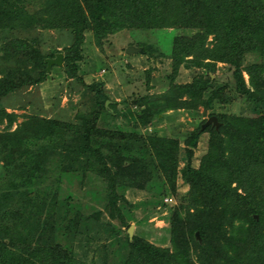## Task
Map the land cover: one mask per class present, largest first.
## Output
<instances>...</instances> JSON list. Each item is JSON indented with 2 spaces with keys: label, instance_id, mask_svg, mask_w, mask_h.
<instances>
[{
  "label": "trees",
  "instance_id": "16d2710c",
  "mask_svg": "<svg viewBox=\"0 0 264 264\" xmlns=\"http://www.w3.org/2000/svg\"><path fill=\"white\" fill-rule=\"evenodd\" d=\"M11 1L0 6V17L12 13L17 18ZM52 1L67 13L59 17L65 28L90 29L101 39L126 28L195 30L191 37H174L172 74L181 65L213 73L217 63L228 64L235 90L254 104L259 115L221 114L214 116L222 124L218 130L215 126L194 130L185 141L186 163L179 174L186 190L179 193L178 142L156 136L147 141L99 129L95 120L105 114L107 100L101 92L95 94L97 110L79 125L27 117L11 131L17 116L0 107V125L6 127L0 131V264H96L78 259L66 237L81 234V226L94 225L91 230H95L103 214H84L63 184L82 181L88 171L107 182L103 212L109 219L105 224L117 239L120 228H129L126 219L132 217L134 207L124 196L132 188L121 170L124 161L130 162L127 169L133 168L134 176L147 177L137 189L158 197L144 206L171 205L175 198L177 205L167 219L171 248L156 247L138 235L129 239L126 234L117 264H264V0ZM44 58H39L36 72L25 84L44 80ZM247 58L250 61L245 64ZM71 61L66 55L64 66L72 69ZM214 83L203 73L184 85L172 84L166 94L151 100L157 107L147 106L137 117H158L164 111L194 108L199 103L209 108L225 90V85L216 88ZM148 123V119L142 121V126ZM204 132L210 135L207 152L194 168L192 151ZM106 147L115 148L121 159L111 160L114 156ZM103 150L110 153L105 156ZM236 158L244 164L238 165ZM116 166L121 169L113 171ZM92 194L96 198V191ZM165 198L174 201L165 203Z\"/></svg>",
  "mask_w": 264,
  "mask_h": 264
},
{
  "label": "rangeland",
  "instance_id": "374dc122",
  "mask_svg": "<svg viewBox=\"0 0 264 264\" xmlns=\"http://www.w3.org/2000/svg\"><path fill=\"white\" fill-rule=\"evenodd\" d=\"M4 2L6 0H0V6ZM9 4L15 5L18 14L17 18H14L12 13L0 17V107L17 116L11 131L27 117L79 125L87 115L95 113V94L101 92L107 100L105 114L95 120L99 129L117 135H134L132 138L142 140L156 136L178 142L180 150L177 156L176 183L179 193H184L186 187H183L179 173L186 163L185 141L190 134L199 126L202 128L211 116L223 114L255 118L259 115V110L254 104L235 90L232 68L228 64L217 63L213 73L181 65L176 74H172L170 52L173 39L180 36L191 37L195 32L193 29L126 28L101 39L90 29L65 28V22L59 17L64 18L67 13L60 11L57 3L52 0H12ZM51 14L53 16L49 18ZM77 33H81L82 38L76 37ZM211 40L212 37L209 36V48ZM128 47L139 48L141 51L127 55L125 50ZM57 54H61L63 60L68 55L73 68H66L62 62L60 66H51L42 82L31 86L25 84L40 57L54 59ZM51 55L53 57H49ZM249 61L250 58H247L244 63ZM203 73L214 80L216 88L225 85L222 97L213 102L211 107L204 108L199 103L194 108L164 111L158 117H137V113H142L147 106L157 107L151 100L166 94L172 84L184 85ZM242 77L249 87L246 72H242ZM147 119L149 123L142 126V121ZM218 123L217 130L222 125L219 121ZM5 128V123L0 125V131ZM209 137L206 132L200 135L197 146L192 151V167L197 168L207 152ZM120 140L121 137L118 141ZM104 149L110 150V155L114 156L111 160L121 159L117 158L118 152L115 148ZM108 150H103L105 156L110 153ZM234 160L238 165L244 164L238 158ZM107 163L109 167L112 165L110 160ZM123 165L124 169H118L121 166H116L113 171L123 170L127 176V185L132 187L124 192L127 201L134 206L131 210L132 217L126 219L128 224L133 226L132 235L141 236L156 247L171 248L167 219L170 216L169 210L177 205L176 198L171 205L144 206L145 202L155 201L158 197L153 193L138 190L137 187L146 183L147 177L134 176L135 171H130L133 168L127 169L130 167L129 161H124ZM143 172L147 175L145 170ZM63 188L69 191L76 207L83 210L84 214H92L94 211H101L103 214L95 230H91L94 225L89 229L81 226V234L74 239L66 237L67 245L71 246L78 259L94 260L96 264L103 261L117 264L124 253L123 249L120 252L119 249L123 246L126 234L128 236V228H120V237L116 239L118 235H114V232H110L106 227L105 223L109 217L103 210L106 204L107 182L94 177L88 171L82 181L65 182ZM95 191L96 198L92 194ZM180 196L178 195L177 199ZM113 223L117 224L115 221Z\"/></svg>",
  "mask_w": 264,
  "mask_h": 264
},
{
  "label": "water",
  "instance_id": "95a60500",
  "mask_svg": "<svg viewBox=\"0 0 264 264\" xmlns=\"http://www.w3.org/2000/svg\"><path fill=\"white\" fill-rule=\"evenodd\" d=\"M140 49L139 48H135V47H128L126 50H125V53L127 55H131V54H137V53H140ZM63 62V56L61 54H57L55 56L54 59H46L45 60V63H46V72H49L50 70V67L53 66V65H57V66H60ZM208 126H215L216 129L218 128L219 126V123L217 122V119L216 117L214 116H211L203 125H202V130L205 129L206 127ZM132 229H133V226H130L128 228V237L129 239H132ZM196 237H199L198 236V233H196Z\"/></svg>",
  "mask_w": 264,
  "mask_h": 264
},
{
  "label": "built area",
  "instance_id": "2783aa9c",
  "mask_svg": "<svg viewBox=\"0 0 264 264\" xmlns=\"http://www.w3.org/2000/svg\"><path fill=\"white\" fill-rule=\"evenodd\" d=\"M164 202H165V203H172L173 200H172V198H165V199H164Z\"/></svg>",
  "mask_w": 264,
  "mask_h": 264
}]
</instances>
